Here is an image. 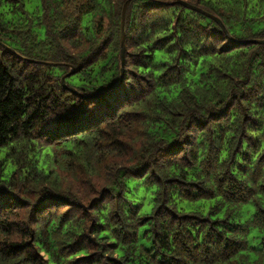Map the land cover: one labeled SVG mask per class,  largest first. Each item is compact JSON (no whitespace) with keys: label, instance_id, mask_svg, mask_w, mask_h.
I'll use <instances>...</instances> for the list:
<instances>
[{"label":"trees","instance_id":"trees-1","mask_svg":"<svg viewBox=\"0 0 264 264\" xmlns=\"http://www.w3.org/2000/svg\"><path fill=\"white\" fill-rule=\"evenodd\" d=\"M124 1L0 0V264H264V0H130L121 78Z\"/></svg>","mask_w":264,"mask_h":264},{"label":"water","instance_id":"water-1","mask_svg":"<svg viewBox=\"0 0 264 264\" xmlns=\"http://www.w3.org/2000/svg\"><path fill=\"white\" fill-rule=\"evenodd\" d=\"M130 0H125L122 6V12H121V50H120V65H121V78H122V74H123V67H124V16H125V9H126V5ZM175 2L177 3H181L182 5L195 9V10H199L198 8H196L195 6H192L190 4H188L186 1L184 0H175ZM205 13V12H204ZM206 15L214 18L221 26L222 28L225 30V28L223 27V25L221 24V22L215 18L214 16L205 13Z\"/></svg>","mask_w":264,"mask_h":264}]
</instances>
